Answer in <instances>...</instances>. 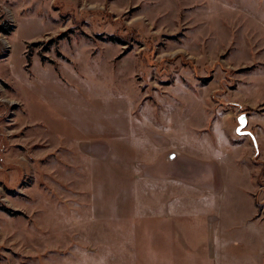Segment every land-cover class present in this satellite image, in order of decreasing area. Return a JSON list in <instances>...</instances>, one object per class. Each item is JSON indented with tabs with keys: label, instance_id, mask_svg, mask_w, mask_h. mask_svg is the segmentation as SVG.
I'll return each instance as SVG.
<instances>
[{
	"label": "rangeland",
	"instance_id": "rangeland-1",
	"mask_svg": "<svg viewBox=\"0 0 264 264\" xmlns=\"http://www.w3.org/2000/svg\"><path fill=\"white\" fill-rule=\"evenodd\" d=\"M207 174L254 201L158 216ZM255 206L264 0H0V264H254Z\"/></svg>",
	"mask_w": 264,
	"mask_h": 264
},
{
	"label": "crops",
	"instance_id": "crops-1",
	"mask_svg": "<svg viewBox=\"0 0 264 264\" xmlns=\"http://www.w3.org/2000/svg\"><path fill=\"white\" fill-rule=\"evenodd\" d=\"M120 152H124L122 148L120 149ZM110 155H112L111 152H110ZM171 155H173L171 156L172 157L171 160H173L176 158V155L178 154H176V152L174 151V153ZM183 171L189 175L188 172L190 170L188 168H183ZM191 173L194 174V172H191ZM250 173L252 174L253 172L250 171ZM196 178L193 177L190 181H188V183L181 182V183H178L179 185L175 183L174 185H171L170 187H168L169 188L168 190H170L169 191L170 194H168L169 198H167L163 207L161 203L158 206L160 209V211L158 210V216L162 217L166 213L169 216L175 215L179 217L184 214V209H183L184 206L182 207L180 206L182 201L177 200L178 198L177 192L180 193L182 196L188 193L192 195L193 198L201 192H206L205 195H203V193L200 194L201 198L202 196L206 197V200L203 201L205 204H204L201 214L205 216V218L208 219V221H210L211 224L213 225L214 223L215 224L219 223L220 220L223 218L222 217L223 216L222 211L224 212L223 206L235 207L239 202H242L241 198H244V197H245V200L247 199V197H249L252 201H254L252 197V193L250 192H247V191L245 192L244 190L239 191L235 189L227 190L228 187H226L223 183H221L220 176L218 177L216 176L212 179L207 174L206 177L203 178L202 184H196L199 182ZM170 179H171L170 181H174V182L180 181L179 179H177V175H175L173 178H170ZM225 192L229 194H225ZM173 195L176 196V198ZM255 210H256L255 212H251L250 216L247 217L245 221L248 223V226H251V227L255 226L256 228L259 229L261 225L264 226V221L256 219V216H257L256 206H255ZM229 229L230 228H226L224 230H229ZM213 231L216 232V229H214ZM216 233H219V231H217ZM263 260H264V247L259 250V253L257 254L256 262H254V264H263Z\"/></svg>",
	"mask_w": 264,
	"mask_h": 264
},
{
	"label": "water",
	"instance_id": "water-1",
	"mask_svg": "<svg viewBox=\"0 0 264 264\" xmlns=\"http://www.w3.org/2000/svg\"><path fill=\"white\" fill-rule=\"evenodd\" d=\"M236 135L238 137H247L250 139L253 149H254V158H253V162L255 164H260V162L257 161V159L259 158V145L257 143V140L254 136V134L247 130V126H248V117L246 113L240 114L238 117H236Z\"/></svg>",
	"mask_w": 264,
	"mask_h": 264
},
{
	"label": "trees",
	"instance_id": "trees-1",
	"mask_svg": "<svg viewBox=\"0 0 264 264\" xmlns=\"http://www.w3.org/2000/svg\"><path fill=\"white\" fill-rule=\"evenodd\" d=\"M3 33H4L5 35H8L9 31H6V32L4 31Z\"/></svg>",
	"mask_w": 264,
	"mask_h": 264
}]
</instances>
